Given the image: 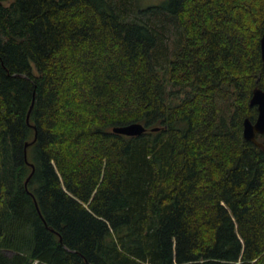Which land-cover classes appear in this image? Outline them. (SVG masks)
<instances>
[{
  "label": "trees",
  "instance_id": "obj_1",
  "mask_svg": "<svg viewBox=\"0 0 264 264\" xmlns=\"http://www.w3.org/2000/svg\"><path fill=\"white\" fill-rule=\"evenodd\" d=\"M263 35L264 0H0V264H264Z\"/></svg>",
  "mask_w": 264,
  "mask_h": 264
},
{
  "label": "water",
  "instance_id": "obj_2",
  "mask_svg": "<svg viewBox=\"0 0 264 264\" xmlns=\"http://www.w3.org/2000/svg\"><path fill=\"white\" fill-rule=\"evenodd\" d=\"M260 47H261L262 60L264 62V35L261 39ZM250 104L251 106L257 107L258 117L255 122L251 121L250 119L245 120L243 136L246 141L252 142L256 146L264 150V144L258 140L259 135H264V91L262 89L256 88L254 90ZM146 131L147 128L141 123H131L125 126L113 128L114 133L128 137H140Z\"/></svg>",
  "mask_w": 264,
  "mask_h": 264
},
{
  "label": "rangeland",
  "instance_id": "obj_3",
  "mask_svg": "<svg viewBox=\"0 0 264 264\" xmlns=\"http://www.w3.org/2000/svg\"><path fill=\"white\" fill-rule=\"evenodd\" d=\"M118 1L119 0H114L116 3ZM165 1L166 0H138L139 5L142 6H161ZM128 7L131 8L130 5H128ZM126 15L130 18L138 17L144 21L149 20L152 25L159 29L160 33L164 36V41L161 43L163 48H161V50L166 51L170 57L180 46V41H182L181 39L183 36L182 30L167 14H161L159 17H155L149 13L137 14L129 11Z\"/></svg>",
  "mask_w": 264,
  "mask_h": 264
}]
</instances>
